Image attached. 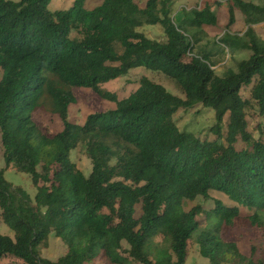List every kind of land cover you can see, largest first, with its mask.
I'll list each match as a JSON object with an SVG mask.
<instances>
[{
    "label": "trees",
    "instance_id": "1",
    "mask_svg": "<svg viewBox=\"0 0 264 264\" xmlns=\"http://www.w3.org/2000/svg\"><path fill=\"white\" fill-rule=\"evenodd\" d=\"M85 1L50 11V0H0L3 159L36 188L31 199L0 170L1 217L13 231L0 234V261L186 264L188 241L195 240L210 264H264L221 235L238 221L264 231V129L255 139L246 120L252 102L264 117V40L254 30L264 23V7L226 1L228 31L219 43L229 53L251 54L219 76L214 52L196 49L200 29L218 24L208 4L185 11L177 23L172 0H147L144 8L134 0H100L91 10ZM235 11L244 17L242 35L229 32ZM145 26L161 27L165 40L148 38L140 31ZM139 67L174 80L184 98L146 77L124 99L101 89ZM73 88L90 89L116 107L71 123ZM245 88L249 98L241 94ZM199 106L214 112L213 140L176 126L179 111ZM41 108L60 118L59 133L36 126L32 114ZM81 142L92 164L88 177L70 160ZM211 190L254 213L242 217L238 206L214 200L200 227L201 206L185 211L183 204L210 200ZM52 233L67 247L55 261L40 255Z\"/></svg>",
    "mask_w": 264,
    "mask_h": 264
},
{
    "label": "rangeland",
    "instance_id": "2",
    "mask_svg": "<svg viewBox=\"0 0 264 264\" xmlns=\"http://www.w3.org/2000/svg\"><path fill=\"white\" fill-rule=\"evenodd\" d=\"M18 1V0H12ZM74 0H50L48 8L50 11L67 10L71 7ZM227 0H172V17L175 22H179L185 19V11L188 12L191 9L200 8L208 4L212 11L217 15L218 24L215 27L204 26L200 29L198 34L199 41L197 42L196 49H206L207 51H213L214 56L212 62L215 63L213 67L216 75L221 76L227 69H235V62L247 59L250 56V52L247 50H238L234 53H229L223 49L219 43V39L223 34L228 31L226 25L228 22V12L226 7ZM256 5L264 7V0H244ZM134 2L140 7L144 8L147 0H134ZM101 4L100 0H86L85 8L91 10ZM246 29L244 23V17L239 11H235V21L230 27L229 32L232 34L242 35ZM256 35L264 40V23L254 27ZM148 38L158 41L165 40L163 30L159 26H145L140 29ZM1 75V70H0ZM142 77H146L154 83L162 85L171 94L184 98L182 91L179 89L177 83L164 75L159 71H153L145 67H139L132 69L129 73L123 77L111 80L104 84H101V89L110 93L116 94L118 99H124L134 92L138 86ZM73 95L75 102L68 108V120L71 123L77 125H83L88 115L98 112H106L108 110L115 109V102L102 99L95 92L87 88H73ZM244 98L250 97V88H245L241 91ZM32 119L36 126L40 128L43 133L56 134L63 129V124L60 118L53 115L43 108L37 110L32 114ZM227 117H225V121ZM247 130L257 139L261 133V129H264V117L260 116L257 107L252 102L246 110ZM174 121L180 131H187L195 135L200 140H213L215 137L210 129L215 124L214 112L210 109L196 107L193 110L179 111ZM264 135V134H263ZM264 137V136H263ZM242 143L239 141L237 148L240 149ZM70 160L74 163L85 176H89L92 169V164L85 152V145L81 142L78 146L71 151ZM0 170L4 171L5 179L13 186L21 187L24 189L31 199L36 194V188L32 184L29 175L18 173L12 166L6 167L3 159V146L1 144L0 134ZM39 170V168H38ZM209 195L212 199L203 200L201 197L196 198L193 202L186 201L183 204L185 211L190 210L192 207L199 205L203 213L197 216V221L200 227H204L206 224V215L204 212L215 208L214 200L220 201L224 206H238L232 202L227 196L221 192L211 190ZM242 217L250 216L254 213V209L250 210L245 207L238 206ZM136 216L140 215V207H137ZM264 216V212H263ZM0 234L13 237V231L4 224L1 217L0 210ZM222 239L224 241L234 242L239 251L247 256L253 257L254 260L264 259V231L259 229H252L248 225L238 221L233 229H224L222 231ZM159 239L155 242L158 243ZM128 247L123 243V249L121 254L126 255ZM67 251V247L62 241L57 238L53 233L49 235L46 245L41 246L40 255L42 258L55 261L62 257ZM98 262H101L99 260ZM0 264H23L21 261L13 258H5L0 261ZM186 264H210V261L203 258L199 253V246L195 240L188 241Z\"/></svg>",
    "mask_w": 264,
    "mask_h": 264
}]
</instances>
